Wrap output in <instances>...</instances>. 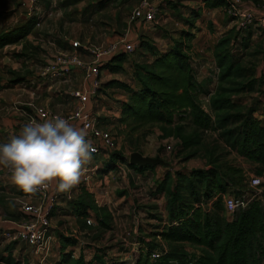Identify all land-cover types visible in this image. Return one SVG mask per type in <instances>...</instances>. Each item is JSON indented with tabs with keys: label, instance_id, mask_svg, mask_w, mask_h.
Returning <instances> with one entry per match:
<instances>
[{
	"label": "rangeland",
	"instance_id": "rangeland-1",
	"mask_svg": "<svg viewBox=\"0 0 264 264\" xmlns=\"http://www.w3.org/2000/svg\"><path fill=\"white\" fill-rule=\"evenodd\" d=\"M228 1L230 3L231 0ZM236 1L241 6L252 2L257 11L264 12V0ZM210 2L211 0H171L165 3L166 10L161 13V17V14L156 17V24H145V28H140L142 30L136 32L139 44L136 51L127 56H118V59H121L119 69L115 68L118 65L115 60L109 66L102 67V70H106V74H117L121 81L127 82L124 84L131 87L132 64L144 62L143 56L150 57L151 53L167 50L179 39L180 32H189L192 35L189 43L193 77L201 85L203 81L208 80L206 88L212 93L217 72L214 73L215 67L208 59L211 58V49L216 41L227 35L230 42L227 50L233 63H237L238 68L245 75H251L255 81V89L240 96L239 100L242 105L254 108L253 117L260 119L264 107V33L254 25L246 29H237L226 12L229 3L217 8H208ZM135 4L136 0H38L37 10L27 13L22 0H0V32L18 27L29 19L35 22L34 28L26 38L1 50L0 55L3 52L2 56H6L10 65L7 68L4 66L3 75L7 81L20 82L27 77H34L33 73L36 71L34 69L42 70L52 58L71 53L72 42L78 41L82 45L102 49L105 43L103 46L99 43L103 37L114 36L120 39L129 35L134 23L128 18ZM78 53L81 54V58L83 55L87 56V59L89 57L85 52ZM26 61L29 65L25 64ZM101 66L96 69L97 78ZM201 68L204 70L201 71ZM104 75L103 72L102 77ZM111 81L113 80L107 83ZM198 100L201 109L208 113L207 96L199 95ZM97 124L116 136V148L108 151L105 156H97L96 159L92 157L89 165L84 166L92 168L100 164L106 169H111L105 184L99 180L98 171L95 169L89 190L85 192L90 194L92 199H110L106 208L111 215V229L97 230L92 219V224L88 225L90 228L78 232L68 220H62L63 222L50 220L57 243L60 241L59 237L74 242V245L65 249L72 258L81 256L85 263L91 264H112L116 261L133 264L139 252L136 237L144 239V247L150 244L152 241L146 234L155 232L157 230L155 226L159 224L158 220L150 215L157 216L162 212V200L154 202L149 199H161L157 192L159 185L161 189L164 186L166 195L175 172L179 175H188L194 171L212 168L223 171L227 166L238 169L242 177L239 184L244 185V193H239L238 196L241 194L248 201L258 199L264 209V170L229 150L211 130H199L188 121H184L180 131L171 128L160 132L159 128L153 125L147 129L148 135L142 137L144 130H140L126 139L120 134V128L114 124L112 118L102 119L98 116ZM161 134L163 138L159 139ZM192 136L198 137L196 142L187 149L180 150L176 138L190 139ZM135 151L144 157L158 159L162 164L149 167L150 171L147 173L151 176L138 180L131 178L126 163L128 156ZM120 159L124 162L122 163ZM92 162L93 164H90ZM251 177L259 179L260 184L257 188L248 185ZM76 189L77 192L84 191L80 184L74 188ZM235 193L234 189H228L226 194L221 196H233ZM26 196V193L12 183L11 175L6 173L5 168L0 167V229L3 223L18 224L26 220L20 212V205L26 201L24 199ZM211 199L204 205L206 208H209L215 198ZM223 215L226 219L231 218V215L226 213ZM154 241L158 242L159 248L164 249L158 238ZM8 247H12L11 253L7 252ZM184 247L189 254L198 252L191 247ZM30 251L16 242L4 240L0 235V264H53L56 261V258L51 256L46 261H44L46 257L40 260L36 255L39 258L38 262L33 259ZM7 258L10 263L4 261Z\"/></svg>",
	"mask_w": 264,
	"mask_h": 264
},
{
	"label": "trees",
	"instance_id": "trees-1",
	"mask_svg": "<svg viewBox=\"0 0 264 264\" xmlns=\"http://www.w3.org/2000/svg\"><path fill=\"white\" fill-rule=\"evenodd\" d=\"M226 4L227 0H211L207 7L217 8ZM34 25L35 22L29 19L18 27L0 32V49L26 37ZM188 25L192 27L190 22ZM179 36L167 50L151 53L149 63L132 64L133 88L118 81L106 84L126 95V101L120 106V134L127 139L144 130L141 135L144 137L153 125L160 132L171 128L180 131L181 124L188 121L196 129L211 130L229 150L264 170V107L258 119L253 117L254 108L241 104L239 97L251 93L255 89V81L251 75H245L237 63H233L227 50L230 43L227 35L219 38L211 49L217 69L212 93L206 88L208 80L201 85L193 77L189 43L192 35L180 32ZM118 56L126 55L117 53L105 67L116 60L118 65L115 68L119 69L121 59ZM199 95L207 96L208 113L201 109ZM162 138L161 134L159 139ZM176 139L180 150H185L198 137ZM241 178L238 169L228 166L223 171L212 168L188 175L175 172L172 187L165 195L166 224L156 226L155 232L146 234L152 241L146 247L144 239L136 237L140 246L133 264H264V209L259 200L246 199L247 205L235 211L230 219L224 217L220 204V196L228 189H234L236 196L244 193V185L239 184ZM211 198L215 199L206 208L204 205ZM89 211L97 230H110V214L97 207L90 194L78 192L73 212L80 229L90 228L84 225ZM158 221L161 222L159 218ZM156 238L163 243L164 249L159 248L158 242L154 241ZM59 243L58 264H90L85 263L81 256L72 258L69 252H64L67 246L74 244L73 241L60 237ZM184 246L198 252L189 254ZM154 251L159 254L151 260L150 255ZM4 261L10 263L8 258ZM112 264L127 263L116 261Z\"/></svg>",
	"mask_w": 264,
	"mask_h": 264
},
{
	"label": "crops",
	"instance_id": "crops-1",
	"mask_svg": "<svg viewBox=\"0 0 264 264\" xmlns=\"http://www.w3.org/2000/svg\"><path fill=\"white\" fill-rule=\"evenodd\" d=\"M157 0H154V3H156ZM22 4L24 5V8L26 6L25 1L22 0ZM256 6H254L252 3H246L245 5L241 6L240 9L242 10H250L254 16L256 17H264V12L263 11H257ZM37 9L35 8V11ZM166 10V4L160 5L159 9V14L164 12ZM215 10V9H214ZM213 10V11H214ZM162 14L160 15V17ZM145 24H139V23H134L133 28L131 29L129 35L123 36L120 39H116V37H111V38H102L100 40L99 45L103 46L105 43V46L113 43V42H118L119 40H124L125 43H130L134 42L138 44V39H137V33L139 30H142L140 28H145ZM29 35V34H28ZM27 35V36H28ZM26 38V37H24ZM80 44V42L75 41ZM87 43V42H86ZM13 45V44H12ZM82 45V44H80ZM10 46V45H8ZM82 46H88V45H82ZM6 47V46H5ZM5 47H3L1 50H3ZM159 52V51H158ZM163 52V51H160ZM3 53V52H2ZM2 53L0 55V143H6V141L9 140V137H11L14 134H19L20 129L27 123H29L31 120H36L35 115L33 113V108L36 106H41L48 108L56 113L59 114H64L67 112H70L74 105L75 101L70 97V92L73 90H80V91H85L89 89V83L91 80H93V77L85 79L83 77V73L81 70L76 69V68H70V72L58 79H55L53 81H49L45 77L40 76L39 72L41 70L39 69H34L36 70L33 75L34 77H27L23 80H20V82H10L7 81L6 76L3 75L4 71V66L7 68L9 64V60L6 58V56H2ZM4 54V53H3ZM6 55V54H5ZM81 55V54H80ZM116 55V54H114ZM113 55V56H114ZM87 56L83 55L82 58L87 59ZM144 57V62H150L152 59V56H143ZM102 65L101 69L99 71V77L97 78V81L99 83V89L97 91V94L95 97H90L87 102L85 103L84 108L86 110L91 111L95 116H100L102 119H110L114 121V124L120 128L121 126L118 125V120L121 116L120 114V106L123 102L126 101V95L122 90L116 89V88H110L105 86L108 81L110 80H115L118 82L122 83H127L126 81H121L117 74H106V70H102V67H105L106 62L105 58H102ZM212 65L215 67L214 61L212 57L208 59ZM109 61V60H108ZM194 62V60H193ZM210 63V64H211ZM26 65H29V63L26 61ZM200 64V62H199ZM203 65V64H202ZM206 65V64H204ZM32 70V69H30ZM204 70V68H201V71ZM104 72V77H102V73ZM217 72V69L215 67L214 73ZM101 76V78H100ZM131 78V77H130ZM197 81V80H196ZM134 82H132L131 88H133ZM103 92L104 94L100 93ZM96 117V118H97ZM76 126L79 127L77 123H73ZM139 153V152H137ZM141 156L143 154L140 153ZM101 156V155H100ZM105 156V155H102ZM96 159V156H92ZM144 157V156H143ZM92 161V160H91ZM90 164H93L90 163ZM89 165V163H87ZM113 165V164H109ZM127 172L129 173V176L131 178H135L138 180L139 178H144L148 175L151 176L150 173H147L149 170V167L153 166H144V167H138L136 165H129L128 162L126 163ZM161 165V164H160ZM155 166V165H154ZM132 167V168H130ZM94 170L96 169L98 171V177L99 180L103 184L106 183L107 180V175L111 173V169H106L102 165H94L93 166ZM107 172L106 174H102V172ZM172 177V176H171ZM159 182V181H158ZM173 182V181H172ZM172 182L169 185V190L172 187ZM159 184V183H158ZM72 192V193H71ZM69 193H61L59 192L55 184L51 186V189L47 192L48 195H52L54 193L57 194V199L55 200V206L54 210L49 214V222L50 220L56 219V220H68L70 223L74 226L76 231H83L84 229H80L78 225L76 224L74 212H73V203L75 202L78 192L77 189ZM158 194H160L161 199H149L152 201H161L162 202V212L158 214L157 216L150 215L152 218H155L158 220V218L161 220L159 222L158 226H162L166 224V210H165V188L164 186L159 185ZM71 193V194H70ZM75 195V196H74ZM158 197V196H156ZM154 197V198H156ZM26 199L25 202L29 204H36L37 200L33 199L32 197L27 194V196L24 198ZM109 200L110 199H93L95 205L100 208H104L107 211L108 205H109ZM108 212V211H107ZM52 217V218H51ZM88 218L89 219H94L92 213L89 211L88 212ZM111 218V215H110ZM63 222V221H62ZM10 225H1L0 232L2 230H6L11 228L14 224V222L10 223ZM85 226H88L84 224ZM63 226V225H61ZM155 226V227H156ZM111 229V227H110ZM156 229V228H155ZM149 233V232H148ZM48 236L50 237V252L46 256L45 260L46 261L50 256L55 257L56 261L53 262V264H58L59 260V249H60V243L56 242V238L53 233V227H49L48 229ZM60 238V237H59ZM137 240V239H136ZM14 244V243H12ZM17 245H23L25 249H30L24 244L21 243H16ZM74 245V244H72ZM70 245V246H72ZM137 246H140L138 242H136ZM68 247V246H67ZM66 247V248H67ZM12 247H8L6 250L8 253H11ZM65 248V249H66ZM31 250V249H30ZM57 250V251H56ZM56 251V252H54ZM32 252V253H31ZM65 252V250H64ZM30 253L32 254V257L34 260H38L39 258L36 256V254L33 253L31 250ZM91 264V262H90Z\"/></svg>",
	"mask_w": 264,
	"mask_h": 264
},
{
	"label": "built area",
	"instance_id": "built-area-1",
	"mask_svg": "<svg viewBox=\"0 0 264 264\" xmlns=\"http://www.w3.org/2000/svg\"><path fill=\"white\" fill-rule=\"evenodd\" d=\"M24 1L26 12H34L38 0ZM168 2H171V0H157L156 3H154V0H136V4L130 11L128 19L132 23L156 24L160 5ZM226 12L232 21H234L237 29H246L254 25L264 33V17H256L250 10L240 9V5L236 0L230 1ZM137 46V43H125L124 40H119L118 42L106 45L102 49H97L72 42L71 47L73 51L64 56L52 58L50 63L39 72L40 76L53 81L67 75L70 72V68H76L82 71L85 79L90 77L94 79L89 83V89L85 91L73 90L70 92V97L75 101V105L70 112L59 114L48 108L36 106L33 108L36 120L42 121L55 115H61L71 123H77L79 128L84 130L87 140L96 149L92 156L106 155L108 151L114 150L116 148V136L110 131L99 127L96 116L91 111L86 110L84 106L90 97L96 96L99 89L96 69L99 65H102V58H105V62H107L117 53L126 56L130 55L136 51ZM78 51L87 53L89 55L88 59H82ZM84 169L79 184L87 192L95 170L93 167L89 168L88 166L84 167ZM5 171L11 175L8 169L5 168ZM259 184L257 177H251L248 180V185L252 188H257ZM50 189L51 186L35 194H29L30 197L37 200V203H21L20 212L26 217V220L0 232L4 240L24 244L40 257V260L44 259L50 252V237L47 234L50 227L49 214L52 212L55 200L57 199L56 193L52 195L47 194ZM221 202L224 212L232 215L235 211L243 209L248 201L242 195L236 197L225 195L221 196ZM91 220L87 217L85 224H92ZM158 254V251L152 252L150 259H155Z\"/></svg>",
	"mask_w": 264,
	"mask_h": 264
},
{
	"label": "clouds",
	"instance_id": "clouds-1",
	"mask_svg": "<svg viewBox=\"0 0 264 264\" xmlns=\"http://www.w3.org/2000/svg\"><path fill=\"white\" fill-rule=\"evenodd\" d=\"M95 151L83 129L55 115L31 120L0 144V167L10 171L12 183L26 194L53 184L59 192L69 193L80 183Z\"/></svg>",
	"mask_w": 264,
	"mask_h": 264
},
{
	"label": "water",
	"instance_id": "water-1",
	"mask_svg": "<svg viewBox=\"0 0 264 264\" xmlns=\"http://www.w3.org/2000/svg\"><path fill=\"white\" fill-rule=\"evenodd\" d=\"M128 164L138 167L160 165L162 162L158 159L143 157L139 153L134 152L128 156Z\"/></svg>",
	"mask_w": 264,
	"mask_h": 264
}]
</instances>
